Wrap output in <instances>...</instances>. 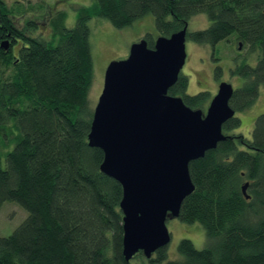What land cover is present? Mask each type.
Segmentation results:
<instances>
[{"label":"trees","instance_id":"obj_1","mask_svg":"<svg viewBox=\"0 0 264 264\" xmlns=\"http://www.w3.org/2000/svg\"><path fill=\"white\" fill-rule=\"evenodd\" d=\"M15 9L0 0V46L9 43L8 50L0 47V209L16 203L28 216L12 234L0 236V264H264V114L256 118L251 139L230 134L242 125L237 116L230 119L223 125L226 140L190 163L195 190L179 219L200 223L207 243L200 250L183 239L181 258L172 261L167 247L150 260L139 253L137 263L126 261L123 188L101 171L103 151L89 146L92 19L121 29L151 15L157 35L144 39L154 49L158 37L206 15L209 27L187 39L212 47L233 39L257 55L254 66L237 62L231 70L244 80L230 101L240 113L255 104L264 86V0H93L78 10L73 28L64 12L56 15L53 33L44 39L19 29L14 16L26 10ZM221 73L217 67L216 76ZM188 89L181 74L169 94L192 109L205 108L210 94L189 95ZM247 183L249 198L242 189Z\"/></svg>","mask_w":264,"mask_h":264},{"label":"water","instance_id":"obj_2","mask_svg":"<svg viewBox=\"0 0 264 264\" xmlns=\"http://www.w3.org/2000/svg\"><path fill=\"white\" fill-rule=\"evenodd\" d=\"M187 34L188 25L160 36L154 49L145 39L134 43L126 59L107 67L94 110L89 146L103 151L101 171L123 188L127 262L139 253L150 260L170 244L167 220L179 218L195 190L190 163L226 140L223 125L236 115L230 107L235 89L225 82L206 114L169 94L186 64ZM0 47L8 50L9 43Z\"/></svg>","mask_w":264,"mask_h":264},{"label":"rangeland","instance_id":"obj_3","mask_svg":"<svg viewBox=\"0 0 264 264\" xmlns=\"http://www.w3.org/2000/svg\"><path fill=\"white\" fill-rule=\"evenodd\" d=\"M10 9L23 11L26 15L14 16V22L21 31L32 30V35L40 38H49L53 33L52 20L59 13L67 16V27L73 28L77 21L78 10L91 5L93 0H5ZM29 22H34L32 26ZM210 21L204 14L194 16L188 22V33L205 30ZM91 35L90 44L93 58V82L89 91L91 107L95 109L104 87L105 72L113 61L124 60L129 56L131 46L144 39L147 34L157 35L153 16H147L138 20L133 25L125 28H116L104 18H95L89 22ZM28 32V31H27ZM12 42V41H11ZM12 51L17 56L21 47L20 43L13 44ZM187 60L182 74L189 79V95L199 92H208L210 100L207 106L201 109L206 114L212 98L219 91L221 83L231 84L234 89L243 85V79L234 76L231 70L237 62L246 61L254 66L257 55L251 57L249 48L239 45L237 41H222L215 47L200 45L190 39L186 41ZM222 68L219 77L216 76V67ZM264 114V86L260 88L259 96L255 104L247 111L236 113L241 119L240 128L230 132L234 135H243L251 139L258 116ZM13 148V146H12ZM11 148V149H12ZM1 154V153H0ZM3 164L4 155H0ZM27 211L19 204L6 202L0 209V236L5 237L13 233L27 218ZM167 228L171 235L170 244L167 246L168 261L180 259L178 247L183 239L191 240L197 249H203L207 243L204 227L196 223H185L179 218L170 217L167 220ZM145 260H148L145 258ZM142 261V258L138 260ZM137 263V260H133ZM167 264V262L161 263Z\"/></svg>","mask_w":264,"mask_h":264},{"label":"flooded vegetation","instance_id":"obj_4","mask_svg":"<svg viewBox=\"0 0 264 264\" xmlns=\"http://www.w3.org/2000/svg\"><path fill=\"white\" fill-rule=\"evenodd\" d=\"M218 67H220V66H218ZM217 68V67H216Z\"/></svg>","mask_w":264,"mask_h":264},{"label":"bare ground","instance_id":"obj_5","mask_svg":"<svg viewBox=\"0 0 264 264\" xmlns=\"http://www.w3.org/2000/svg\"><path fill=\"white\" fill-rule=\"evenodd\" d=\"M247 196V195H246ZM249 197V196H248Z\"/></svg>","mask_w":264,"mask_h":264}]
</instances>
